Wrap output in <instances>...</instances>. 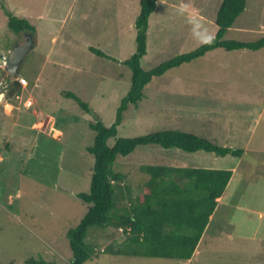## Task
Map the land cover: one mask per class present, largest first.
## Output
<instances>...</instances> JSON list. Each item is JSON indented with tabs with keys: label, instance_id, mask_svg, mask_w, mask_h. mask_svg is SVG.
<instances>
[{
	"label": "rangeland",
	"instance_id": "rangeland-1",
	"mask_svg": "<svg viewBox=\"0 0 264 264\" xmlns=\"http://www.w3.org/2000/svg\"><path fill=\"white\" fill-rule=\"evenodd\" d=\"M220 2L157 1L149 18L141 66L149 69L211 39L217 30L214 18ZM138 11L139 0H0V50H6L1 44L13 46L15 37L19 43L25 40L22 32L16 34L9 28L6 12L36 26L37 43L26 53L20 73L33 87L39 72L42 93L47 90L51 95L45 108L57 113L59 125L67 129L61 143L42 136L32 160L22 154L14 156L0 177V264H22L29 258L57 264L70 261L67 230L89 205L77 196L89 189L94 160L86 150L95 136L89 123L95 115L110 125L129 88L131 71L122 61L135 49L133 23ZM262 36L264 0H246L224 38L254 41ZM90 46L108 57L93 53ZM61 90L75 93L91 113L60 95ZM7 96L0 101V126L3 108L5 113H14L11 105H4ZM163 129L197 133L221 146L243 150L237 157L145 144L128 155H118L113 163V169L124 174L133 196L148 177L139 169L144 164L234 166L230 186L217 199L221 202L197 252L186 261L101 252L111 240L120 242L122 233L92 227L86 241H94L95 253L83 264H264V47L216 48L153 76L143 88L142 99L128 104L123 112L116 136L134 137ZM4 132L6 139L10 133ZM10 140L14 144V138ZM60 148L64 158L53 160Z\"/></svg>",
	"mask_w": 264,
	"mask_h": 264
},
{
	"label": "trees",
	"instance_id": "trees-1",
	"mask_svg": "<svg viewBox=\"0 0 264 264\" xmlns=\"http://www.w3.org/2000/svg\"><path fill=\"white\" fill-rule=\"evenodd\" d=\"M157 1L162 0H139V11L133 23L135 49L122 61L131 71L130 84L120 99L114 120L106 125L94 115V122L89 123L90 128L95 131L92 144L86 147L94 157L92 172L88 191L77 193L89 205L79 221L67 230L72 255L70 261L64 264H83L95 253L94 241H86L92 227L105 230L112 228L122 233L120 242L111 240L99 250L101 252L189 260L197 252V245L207 229L217 199L222 195L232 174L231 169L227 168L144 164L139 169L148 177L141 191L133 196L130 185L123 181L124 174L113 169L118 155H128L138 145L145 144L178 148L186 152L204 150L221 156L230 154L240 157L243 153L241 148L221 146L197 133L180 129L157 130L134 137L116 136L123 112L128 104H137L142 99L143 88L153 76H160L167 70L204 56L216 48L257 50L264 47V36L254 41L224 38L227 28L232 26L235 18L244 10L246 0H221L214 18L217 30L211 39L192 50L144 69L141 58L146 53L149 18ZM6 13L10 29L16 33H35V27L27 19ZM89 48L99 56L108 57L97 48ZM17 88L19 84L15 82L9 94ZM64 95L75 100L81 109L91 113L89 105L75 93L65 92ZM111 137L115 139L109 144L108 139ZM120 198L126 202L121 204ZM22 264L57 263L43 258H29Z\"/></svg>",
	"mask_w": 264,
	"mask_h": 264
},
{
	"label": "crops",
	"instance_id": "crops-1",
	"mask_svg": "<svg viewBox=\"0 0 264 264\" xmlns=\"http://www.w3.org/2000/svg\"><path fill=\"white\" fill-rule=\"evenodd\" d=\"M34 27H35V33L32 32L34 34V37H32L34 40L32 47L33 45L37 43V37H35L36 26ZM27 34H28L27 31L22 32L23 37H25V35ZM13 40H14L13 42H15L13 46L6 45V44H1V45H5L6 49H9V48L13 49L16 45H21L24 43V42L19 43L18 42L19 40L17 37H15ZM21 64L19 67V75H22L20 73ZM4 75L5 73H2L0 76H2L3 78ZM25 78L27 79L29 83V78L28 77H25ZM32 84H33V87H29V84H27L26 86H19V88H17L11 94H9L10 92L7 90L5 93L2 94V96H0L1 97L0 101H2L4 99L6 100V95H8L7 98H9V101L5 102L4 105L9 106V107L11 105L12 106L11 108L14 110V113L12 115L10 113H5L6 111L4 112V108L2 109L3 111L1 110L2 111L1 115L3 117L4 122L2 121V125L0 126V128L2 127L1 129L2 133L0 135V156H1L0 157V170H1L0 177L1 175L3 176L5 174L3 173V171L8 165L9 160L11 162V159H13V157L16 156L17 154L18 155L22 154L25 160H30V159L32 160L33 156L37 154V150H36V147L38 148L37 145H39V147L42 145L41 144L42 136H44L45 138H49V141L50 139H52L54 142L61 143L62 138L65 135V132L67 131V129H65L63 126L59 125V120L57 119L58 118L57 113L53 112L51 109L47 110L45 108L44 104L50 101L51 95L47 94V90L46 92L42 93L40 81H39V72H37V74L34 75ZM12 87H13V84H12ZM61 91H59V94L65 96L63 94V91L62 92ZM42 95H45V96L47 95V96L46 98L44 97V99L42 100L41 99ZM1 104L3 103H0V108L2 106ZM9 114L10 116L13 117V119H10ZM22 115L26 117L23 120L20 117ZM3 126H6V127L3 128ZM4 130L9 131L10 133L8 138L6 139L4 138V133H6L4 132ZM10 137L14 138V144L13 142H11ZM56 153L53 156V160L59 161L64 158L63 148H60V150ZM16 159H19V156L16 157ZM201 167H207V166H201ZM227 169H231L232 171L231 178L227 184V186H230L229 184L232 181L236 170L234 166H231V165ZM57 175H59V172ZM4 179H5V176H4ZM35 181H38V180H35ZM0 182H3V178H0ZM222 196H223V193L220 196L221 199H222ZM221 199L217 201L216 207L218 206V203L221 202ZM212 216L210 217V219H212ZM209 226H210V222L206 228L208 229Z\"/></svg>",
	"mask_w": 264,
	"mask_h": 264
},
{
	"label": "water",
	"instance_id": "water-1",
	"mask_svg": "<svg viewBox=\"0 0 264 264\" xmlns=\"http://www.w3.org/2000/svg\"><path fill=\"white\" fill-rule=\"evenodd\" d=\"M32 32H28L25 35V41L21 45H16L8 53L5 63V75L0 81V96L5 93L12 84V77H15L19 73V67L24 59L25 54L32 47L33 44Z\"/></svg>",
	"mask_w": 264,
	"mask_h": 264
},
{
	"label": "built area",
	"instance_id": "built-area-1",
	"mask_svg": "<svg viewBox=\"0 0 264 264\" xmlns=\"http://www.w3.org/2000/svg\"><path fill=\"white\" fill-rule=\"evenodd\" d=\"M7 60V55L5 53H0V65H5ZM21 86H24L27 84V79L23 76H17L14 78Z\"/></svg>",
	"mask_w": 264,
	"mask_h": 264
},
{
	"label": "clouds",
	"instance_id": "clouds-1",
	"mask_svg": "<svg viewBox=\"0 0 264 264\" xmlns=\"http://www.w3.org/2000/svg\"><path fill=\"white\" fill-rule=\"evenodd\" d=\"M11 49L12 48H9V49H6V50H0V53L2 52V53H5L6 55H8V53H10V51H11ZM0 67H1V69H0V73H1V71H2V73H6V71H5V65L3 66V65H0ZM1 75V74H0ZM17 76H22V75H19V73H18V75ZM17 76H15V77H17ZM15 77H12V84L14 85V83L16 82V83H18L14 78ZM24 77V76H23ZM1 78H2V76H0V81H1ZM19 84V83H18ZM27 84H28V81H27ZM26 84V85H27ZM26 85H24V86H26ZM19 86H21L20 84H19ZM1 96H2V94H1ZM215 210V209H214ZM213 214H211L210 215V217L212 216Z\"/></svg>",
	"mask_w": 264,
	"mask_h": 264
},
{
	"label": "flooded vegetation",
	"instance_id": "flooded-vegetation-1",
	"mask_svg": "<svg viewBox=\"0 0 264 264\" xmlns=\"http://www.w3.org/2000/svg\"><path fill=\"white\" fill-rule=\"evenodd\" d=\"M8 56V55H7ZM2 74V73H1Z\"/></svg>",
	"mask_w": 264,
	"mask_h": 264
}]
</instances>
